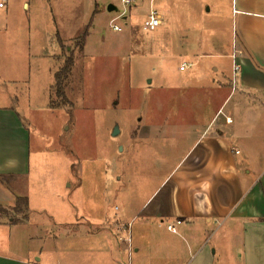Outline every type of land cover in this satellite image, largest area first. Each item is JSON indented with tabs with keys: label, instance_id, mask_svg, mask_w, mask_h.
<instances>
[{
	"label": "rangeland",
	"instance_id": "obj_1",
	"mask_svg": "<svg viewBox=\"0 0 264 264\" xmlns=\"http://www.w3.org/2000/svg\"><path fill=\"white\" fill-rule=\"evenodd\" d=\"M212 1L140 0L118 19L121 32L110 26L125 10L121 0H7L0 7V73L14 80L0 85V105L23 114L32 153L30 175L10 181L16 195L30 198L29 210L13 215L24 224L0 227V253L37 264L138 263L135 245L149 240L139 211L191 143L173 130L207 123L216 108L208 98L213 83L232 64L222 59L235 40L231 21L213 31L201 16ZM152 6L164 24L146 32ZM53 20L60 48L46 41ZM85 31L84 51L64 38ZM2 45L12 47L13 59L5 60ZM70 53L76 66L64 106L53 85ZM152 125L173 126L150 133Z\"/></svg>",
	"mask_w": 264,
	"mask_h": 264
},
{
	"label": "crops",
	"instance_id": "obj_2",
	"mask_svg": "<svg viewBox=\"0 0 264 264\" xmlns=\"http://www.w3.org/2000/svg\"><path fill=\"white\" fill-rule=\"evenodd\" d=\"M214 1L208 15L201 16L211 19L213 31L231 21L235 40L222 59L232 64L227 75L213 83L208 98L216 108L204 127L181 125L182 131L173 130L191 143L139 211L146 219L140 234L148 230L149 240L139 239L135 245L136 254H141L137 264H264V0ZM56 24L53 20L45 33L52 48L61 46ZM1 33L6 41L8 29ZM234 46L241 66L235 90ZM1 49L5 60L13 59L12 47ZM215 63L219 72L225 61ZM6 78L0 73V85L14 81ZM172 126L147 129L171 133L166 129ZM31 156V132L23 114L13 105H0V205L11 208L19 197H27L16 195L10 181L19 184L30 175ZM15 218L0 222V227L24 224L18 219L15 223ZM178 220L179 232L169 231L168 224ZM0 264L37 263L2 252Z\"/></svg>",
	"mask_w": 264,
	"mask_h": 264
},
{
	"label": "trees",
	"instance_id": "obj_3",
	"mask_svg": "<svg viewBox=\"0 0 264 264\" xmlns=\"http://www.w3.org/2000/svg\"><path fill=\"white\" fill-rule=\"evenodd\" d=\"M88 27V26H87ZM89 32L85 31L79 36L72 39V43L75 44V48L80 49L81 51L85 50ZM59 42L62 45L63 41L59 37ZM75 51V49L73 50ZM76 66V61L73 53H70L66 58L64 65L55 73V83L53 89L56 91L58 100L57 104L67 106L71 103L67 96V81L70 78L73 70ZM29 210V199L27 197H19L17 203L14 207L8 208L3 205H0V218H10L14 214H26ZM15 223L17 219H14Z\"/></svg>",
	"mask_w": 264,
	"mask_h": 264
},
{
	"label": "built area",
	"instance_id": "obj_4",
	"mask_svg": "<svg viewBox=\"0 0 264 264\" xmlns=\"http://www.w3.org/2000/svg\"><path fill=\"white\" fill-rule=\"evenodd\" d=\"M123 3V6L125 8V10L118 15L117 17L113 18L110 21V26L113 30L117 31V32H121L123 31V27L117 23L119 18H123V16L125 15V13L127 12L128 9H130L132 6H136V4H138V2L140 0H121ZM6 2L7 0H0V7H5L6 6ZM164 24V18L163 15L157 10L155 9L153 6L151 7V9L148 12V15L144 21L143 24V29L146 32H153L155 30H157L160 26H162ZM239 50L234 46V53L232 54V59H233V89L235 90L236 85H237V80H238V75L239 72L241 70V66L239 65L238 62V54ZM189 65L187 64H183L181 66V70L184 71L188 68ZM182 224L181 220H178L177 222H171L168 224V230L173 232V233H178V226ZM130 241V239H129Z\"/></svg>",
	"mask_w": 264,
	"mask_h": 264
},
{
	"label": "water",
	"instance_id": "obj_5",
	"mask_svg": "<svg viewBox=\"0 0 264 264\" xmlns=\"http://www.w3.org/2000/svg\"><path fill=\"white\" fill-rule=\"evenodd\" d=\"M108 9L110 12H115L116 10L118 11L117 6L114 4H111ZM116 130H118V126L116 127Z\"/></svg>",
	"mask_w": 264,
	"mask_h": 264
}]
</instances>
